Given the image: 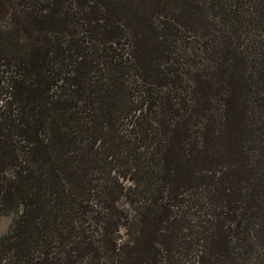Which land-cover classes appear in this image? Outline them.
<instances>
[{
	"label": "trees",
	"instance_id": "16d2710c",
	"mask_svg": "<svg viewBox=\"0 0 264 264\" xmlns=\"http://www.w3.org/2000/svg\"><path fill=\"white\" fill-rule=\"evenodd\" d=\"M0 14V264H264V0Z\"/></svg>",
	"mask_w": 264,
	"mask_h": 264
},
{
	"label": "rangeland",
	"instance_id": "374dc122",
	"mask_svg": "<svg viewBox=\"0 0 264 264\" xmlns=\"http://www.w3.org/2000/svg\"><path fill=\"white\" fill-rule=\"evenodd\" d=\"M9 18L3 14H0V27L7 26L9 24ZM14 217L13 212H7L0 215V236L7 233L10 228Z\"/></svg>",
	"mask_w": 264,
	"mask_h": 264
}]
</instances>
